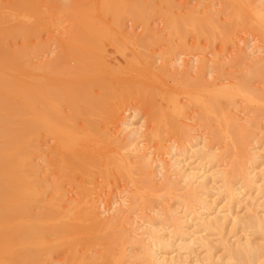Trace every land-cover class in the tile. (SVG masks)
<instances>
[{"label": "bare ground", "instance_id": "bare-ground-1", "mask_svg": "<svg viewBox=\"0 0 264 264\" xmlns=\"http://www.w3.org/2000/svg\"><path fill=\"white\" fill-rule=\"evenodd\" d=\"M245 1L247 5L255 9L254 12L256 14V20L258 22L264 23V14L259 12L256 1L255 0H245ZM64 2L65 3H62L61 0H46V1L0 0V264H55L52 261L53 255L60 251L62 252L66 251V253L61 252L62 254L65 253L63 262L62 263L60 262L61 264H121L122 260H124V258L127 256L124 252V249L120 247L121 245L119 246L118 244L115 243L117 240L120 242L119 244H123L124 242L129 241L132 243V245L134 243L133 245L134 247L136 246V244L139 246L136 247L139 248V252H138L139 254L138 253L137 254L139 255L138 258L140 260V264H190V262H188L184 258H183L184 260H181V258L180 260L175 259L174 256H172L173 253L169 254L171 256H165L166 255L165 252L168 253L169 251H164V250L165 249L168 250L169 247L171 246L173 247V245H175V242H177V240L179 241V243L177 242L178 244L176 243V246L178 245L177 246L178 250L182 246L183 247L188 246L190 243L196 244V242L198 243L197 245L204 247L205 249L204 256L201 259H196V262L194 264H264V244L260 245L259 243L258 244L254 243L252 239H250L247 236L245 237V239L242 240L236 239L234 243H228V241L224 240L225 238L222 240L220 239L222 237L221 234L219 240H221L220 246L223 248L224 255L223 256L218 255L217 257L214 256V252L212 251V247H211L212 245L209 244L210 243L209 239L206 238V235H208L206 232L211 233L214 231L217 232V230L221 231L224 222L227 221L230 217L232 218L231 219V222L233 224L232 226H237L238 224H241V226L252 229L254 232H256V234L260 233L262 238H264L263 210L261 211V214H258V212L254 211V213L247 214L242 217H237L236 215L232 214L230 209L233 207L230 208L231 205L230 206L228 205L227 209L225 208L226 209L225 212V211H220V209L212 208L209 202L205 200V194L207 193L206 191L207 182L205 181L207 180V175H209L210 178L211 176L215 177V179L218 178V180L220 181L218 182L219 184L221 183L222 185L221 187H223L222 189L224 190V193H226L225 196H227L226 198L230 202L236 199L234 198L235 195L242 196V194H244L243 191L247 189L244 190L243 188L252 187V186L254 188L255 179H256L255 177L257 176L255 167L258 158L261 156L259 154L258 155L252 154V152H251L252 154L251 157H249L247 160L244 159L246 160V162H248V165L245 166L243 161L239 160V162L237 163L235 162L234 165H231L232 167L229 170L220 171L222 170L220 169L215 172H212V168H214L215 165L214 166L212 165V168H210L211 170L210 172H208L209 168L208 169L204 168L205 163L203 166V162H205L206 160L208 161L210 160L209 162L213 163L215 161L213 162L211 161L216 159L214 158L216 157V154L214 153L215 156L213 157L214 158L213 159L212 158L213 152L212 154L208 152L207 151L208 148L206 147V145L197 146L196 143L190 145L188 149H186L187 152H190L192 154V156L193 155L195 156L197 154L198 157L196 155L195 158L197 159L200 158V160L202 161L196 163L193 166L192 165L188 166L187 162H185L187 158L185 157V155L182 157L180 156L181 158L179 159H175V156L173 155L174 151L170 152L171 159L173 158V160L170 164L167 163V165L172 167L170 168L172 175L171 174L170 175L173 177L175 176V179L170 181V179L167 177L168 179L165 178V180L167 179L166 181L168 180L170 181L168 183L169 185L168 184L167 185L170 186L171 188L168 187V189L182 190V195L185 199V201H182V203L185 202L184 203L185 207L182 206L181 208L182 209L186 208V209L183 211V214L181 216H178L180 212H178L179 214L178 213L176 214L175 212L172 213L170 210L166 211L165 209L166 213L165 212L162 213L163 212L162 210L161 213L162 215L164 214L163 217H165L166 221L168 222H166L165 223L166 225L164 224L163 226L162 223L164 222H162V220L165 219L162 220L160 219L161 221H159L158 223L159 225L162 224L161 227H165L170 224L172 225V227H174L172 228L174 231L171 230L172 232H170L175 234L174 236V238L176 237L175 239H173L172 237L173 234H171L172 237L171 239H173L174 241H169L170 239L167 240L166 234L160 233L162 235L165 234L163 235L165 236L164 239V237H162L159 234V231L163 232L164 229L160 227L162 229L161 231V229L155 228L154 227V225L156 224L155 222H154L155 224L153 223L154 225L150 223L149 227H146L147 224L142 223L144 224V227L147 228L146 231L141 230L142 231L141 232L139 230L138 231L139 233H137L136 232L137 229L134 226L135 232L137 234L134 231H132L134 232V234L130 232L132 233V235H129L128 233L129 230L127 231L125 230L128 233L127 234L126 232H124V230H122L123 229L122 226L124 225L125 227V225H127L126 222H128L129 220L125 218H127V215H129L130 212L129 214L128 213L126 214V217H122L124 220L119 217L121 221L122 220L124 222L126 221L125 223L121 222L117 216L114 217L110 216L113 217V219H110L109 217V219L104 218V220L102 219L101 216H100L101 218L99 217L100 212H98V210L96 209L97 201L95 199L96 196L95 198H93L94 196L93 193L96 191V187H99L103 181L101 180L102 182L100 183L99 186L98 185L96 186V183L94 185L95 182L94 179H96L94 178V175H100V178H102L105 181L107 178L109 179L111 175H113L114 177H117V175L119 176L128 175V177L132 175V174L130 175V170H131L130 167L132 165L129 167L130 164L128 162L129 160L128 161L126 160L127 157L125 158V156L123 155L124 153L122 154V152L125 150L124 148L133 149L136 147L135 145L137 141H135V138L138 139V136L141 134L139 130L142 129L141 127L140 129L134 127L132 128L131 123L121 121L122 119L121 112L124 111V108L127 107V105L132 100H134L137 102L138 101L142 103L144 102L149 108L153 110L152 114H154V110L156 111V113L154 114L156 115L155 116L156 120L152 119V122L154 121L153 124H155L156 123L155 121H157V127L155 129H154L155 126L153 127L154 130L149 136L156 138L155 140H157V146L159 148L162 147L164 148L163 146L164 142L161 133L164 131L165 128L169 126V124H173V125L175 124L174 122L171 123L172 120H174L172 119L173 116L171 117L172 114L171 112L175 113L176 115H179L178 117L181 116L180 117L181 119H183L184 116L181 115V113L183 114L184 110L181 104L179 103L180 101L179 102L177 101L178 98H172L171 100L172 109L169 112L159 110L154 104V97H153L154 72H153V63H152L153 61L152 59L147 60L149 59L148 58L149 56L146 58L144 62L140 61L139 59L138 61H135L137 56L135 58L132 57L134 58L132 59L134 61L129 60L130 62H127V64L123 63L125 64V67H123V69H121L122 67L120 69H115V68L111 69L112 66H110L111 68L107 67V64L110 65L109 60L107 61V63H103L106 62L105 60L102 61L105 58L101 60L102 58L101 50H103L101 48V42L103 44V40L107 39L106 41L110 40L111 42L114 41V43L117 42L116 45L120 47L121 46L126 47L129 43H133V42H136L135 44L139 43V45H143L145 47L152 46L149 44L150 43L153 44V41L156 39L154 38V35L156 34H150L151 29L150 28H149L150 30L148 29V25H149L148 20L150 16L152 17L154 14L158 12L159 3H164L170 8L174 4V2L172 0H66ZM199 2H201V0ZM262 5L264 7V3ZM52 10L54 11L65 10L68 13H70V15L73 18V23L71 25L73 26L74 24L73 29L71 30V28H69L71 31H70V35L68 34L69 37L67 35L68 38L54 37L55 41L57 42L58 50H59L58 53L56 52L57 54L54 56V58L43 62L41 60V63L37 62L38 64L33 63L32 58L37 56L39 57V54H41L42 51H44V48L47 45V41L42 37V32H45V30L47 31L48 27L46 28V26L47 25L49 26V24L46 23V21L43 18L44 16L42 15L47 16L48 14L49 17L51 16L50 11ZM60 11H58V13ZM204 12L206 11L203 10L199 15L193 14L195 12H192V14L189 15L186 14L184 18L177 20L174 18V14H171V11H169L168 14L162 15L163 16L162 19L165 20L164 22L166 24V27H168L169 29L168 28L167 29L171 32L170 35L176 34L182 37L183 33H185L186 31H190L193 32L194 35H196L195 36L196 38L201 35L210 37L214 34L213 33L214 27L216 30L217 27L212 22L213 15L211 16L212 18L211 20L208 16L204 15ZM232 12L233 10L228 12V14L230 15V13L232 14ZM54 13L57 14V11ZM109 14L112 16V19H107L108 18L107 16ZM210 14L212 13L210 12L209 15ZM66 16L67 15H65V17ZM126 17L130 18L133 21L141 22V25L143 24L145 31H141L142 33L139 36L137 35L136 37L127 36L122 26L123 25L122 22L124 19H126ZM70 20L71 19H69V21ZM237 23L243 24V26L245 27L251 26L250 21L240 18L236 23L234 22L233 24L229 25V28H227V30L220 31L221 32L220 38L222 39L223 43L232 39L231 32L233 31ZM216 25L218 26V24ZM260 31L263 35L264 27L261 26ZM218 34L219 33L217 32V35ZM51 36L52 34L49 36V38ZM184 36L186 37V34ZM52 40L54 43L55 42L54 39ZM51 43L50 45H52ZM106 43L108 44V42ZM112 44L113 43H111V45ZM104 45L105 44H103V47L106 46ZM129 45L132 46L131 44ZM118 48L119 47H116L117 50H119ZM121 50H119L118 52H120ZM124 50L126 49L124 48L122 52H120V54L123 53L124 55L125 54ZM126 51H128V49ZM106 54H108V52L105 53V55ZM145 57L146 54L144 56V59ZM106 58H108L107 55ZM39 59L37 58V60ZM70 60H74L75 62L73 63L75 64L74 66L71 65L72 67H70L69 65ZM256 60H258V62L260 61L259 59H257V57ZM257 64L258 63L255 61V65ZM120 65H118V67ZM255 72H257L256 74L259 75L264 80V66L257 67ZM188 81L190 80L188 79ZM194 84L195 83H193V85ZM197 84L199 83L197 82ZM240 86L236 88V92L237 93L240 92L239 94L243 93L245 90L243 87ZM212 89L210 91H212ZM217 89L218 90L215 93L208 95L207 98H203L201 96L198 97L197 95L190 94L191 101L195 102L197 105L198 104L200 105L201 109L205 112L204 117H206L207 115L206 111H213V112L216 111V114H218V111L220 110L219 111L220 118H218V121L220 122L218 123H222L221 124L223 126L222 128H224V125L226 124L225 129L229 130L234 128L233 125L231 126V123L225 122V120H223L224 123L221 122L222 117H225L224 119H226V121L227 120L229 121L230 119V116L227 113L229 112V110L226 111L228 109L227 107H229L227 106L228 100L226 101L227 105L225 103L226 109L225 108L222 109L221 108L222 100L219 99V96L220 95L224 96L226 91L225 93H222L223 90H220V88ZM219 90L220 92H218ZM229 95L231 96V94ZM192 96H194L193 99ZM144 103L142 104L143 106ZM149 108L146 107L145 109H149ZM148 112L150 113V111ZM255 112L256 111H254V113ZM209 118L211 117L209 116ZM179 119L177 118V120ZM80 120L82 121V123L78 124ZM177 120L174 121H176L177 123ZM232 120L230 121L232 122ZM179 122L182 121L179 120ZM119 123L120 124L123 123L122 124L123 129H121V131L124 130L125 134L129 135L127 140L123 138L125 141L118 139V137H116L115 135H117L118 133L120 134V132L118 131L114 132L113 129L115 128L111 127V126L116 127ZM233 123H235V121ZM175 125H176L175 126L176 133L177 131L180 132V129H184L186 127L185 126L181 128L180 125L178 127V123ZM187 127L185 128V132L183 134L184 136L191 133L190 132L191 130L189 131V128ZM116 128H117L116 130L120 129L119 127ZM186 129H188L189 133H187ZM237 129L238 132L239 131L241 132L243 127L241 128L240 126V128ZM164 133H166V130L164 131ZM226 133L228 132L226 131ZM221 134L222 133L218 134V136ZM126 135L124 136L125 138ZM143 135L142 137L144 138ZM236 135L237 134H235V136ZM248 135L250 136V134ZM46 136H49L54 143L53 144L50 143L51 145H48V150L44 151L43 150L44 147L42 148L41 142L42 140H44V138H46ZM214 136L217 137V134L216 135L214 134ZM238 136L240 137V134H238ZM49 137L46 139L49 140ZM188 137L186 136L185 139L187 140ZM219 137L221 140V136ZM229 137L230 136L228 135V138ZM242 137L241 140H243ZM246 137L249 138L247 135ZM226 139L227 138H225V140ZM236 139L235 141H238ZM238 142L236 143L238 144ZM46 143L47 141L45 142V144ZM244 143L245 141L243 142V144ZM178 144L175 148L178 147ZM238 145L240 146V144ZM168 149L170 150V147H168ZM173 150H175L174 147ZM244 150L248 151L249 149L248 150L243 149V151ZM178 151H180V149H178ZM131 152H133V150ZM182 153L179 154L183 155L184 153L183 154ZM136 155H140V153ZM152 155L149 156L151 157ZM243 156H246V154L244 153ZM222 157L224 156L222 155ZM38 158L44 162V165L40 166L41 168H43L42 170L49 171L53 175L50 181H48L47 178L43 179L39 177V173H40L39 170L41 169L37 164L38 162L36 163L35 161V160L38 161ZM197 159L196 161L199 160ZM150 161L148 162L150 163ZM162 161L165 162V159ZM216 161H218V158L216 159ZM145 162L146 161L142 163L144 167L143 173L148 174L150 177L151 168L149 167L153 168L154 166H150L148 162L146 163ZM164 162H161L160 160V164L158 163L159 164L158 166L162 164L164 166L161 165L160 168H163L164 170H168L169 166L165 165ZM137 163H141V162H137ZM206 165H208V162ZM226 167L225 169H227ZM166 173L167 171H165V174H163L162 177L167 175L170 176L168 174L169 172L167 173V175ZM234 176L236 179H238L239 176L240 178L239 180H241L239 181V183L240 182L243 183L242 186L240 188L238 187L237 190L234 189L232 184V181H235L234 179L232 180ZM133 177L136 178L135 176ZM143 179L147 180V178H143ZM165 180L162 179V182ZM148 181L152 182L151 180ZM150 182L147 183L150 184ZM65 183H69L70 185L76 184L79 186V188H81L82 191L79 194L80 195L79 199L78 200L76 199V202L72 206L70 207L68 206L69 208L67 210L64 209L65 206L63 205V200H64L63 186L65 185ZM147 183L145 185H147ZM141 184L143 186L144 182ZM137 185L138 184H136V186ZM144 187L145 186L141 187L140 185V188H144ZM148 187L149 185L147 186V188ZM166 191H169L170 193L173 190L166 189ZM166 191H160V194H157V196H161L162 194H165L163 192ZM175 192L174 194H177ZM154 193L155 191H153L152 194L154 195ZM169 193L168 194L166 193V195H168L166 197L170 198ZM133 194L135 195V193ZM179 194L180 193H178L177 195ZM149 196L151 197V195ZM162 196L160 199L164 198L165 201L166 200L165 196L164 197ZM135 199L136 198L134 197L131 198L132 201ZM156 199L159 200V198ZM139 200H138V204L142 202V200H140V202ZM94 201H96V203H94ZM145 201L149 202V199ZM147 202L145 203L148 204ZM176 202H179V199ZM69 203L70 201L68 202V204ZM142 203L141 205L140 204L139 205L142 206ZM145 203L143 204V206L144 205L146 206ZM179 204L181 205V203ZM137 205L135 206L139 208V206ZM166 205H164V207ZM180 205H179V209H180ZM197 205L198 208L196 207ZM168 206L170 205L168 204ZM132 207L127 208L126 210H130ZM141 209L143 211L144 207H141ZM198 209L202 211H199ZM124 214L125 213H123V215ZM143 218L145 219L144 216ZM149 218L150 220H152L151 217ZM120 222L123 225H121ZM160 222L162 223L160 224ZM131 223L132 222H130V224ZM171 225L169 226L170 228ZM107 227L108 228L113 227V229H118V232L117 230L114 233H112V231L109 233L108 231V233H104V235L100 236L99 231L102 228L104 229L106 228L108 230ZM190 227H192V229ZM134 228L132 226L131 229ZM124 229H127V227ZM204 232L206 235L204 234ZM144 233L146 234L145 237L144 235L141 237V235ZM260 235L259 237H261ZM101 239L104 240L101 241ZM100 242L102 243L104 242L106 248L105 249L101 248V252L102 250H104L105 252L103 251L102 253H100L97 258H92L91 256L93 254H91L90 256L89 255L90 252L88 254V250L90 247L99 244ZM180 242L181 243L185 242V243L181 245ZM112 243L118 245L115 246L119 247L120 250H118L115 253L111 251L113 249H111L110 246L114 248V245H111ZM81 247L83 248L82 252L79 251ZM134 247H132L133 250H136L137 248L135 247L134 249ZM156 248L158 249L159 253L156 251L157 250ZM129 252L131 251L129 250ZM129 252L127 253L129 254ZM132 254L133 253H131V255ZM130 259L131 257H129V260ZM135 259H137L136 255H135ZM192 263L193 262H191V264Z\"/></svg>", "mask_w": 264, "mask_h": 264}, {"label": "rangeland", "instance_id": "rangeland-1", "mask_svg": "<svg viewBox=\"0 0 264 264\" xmlns=\"http://www.w3.org/2000/svg\"><path fill=\"white\" fill-rule=\"evenodd\" d=\"M42 1H46V0H42ZM61 1H62V3H65L64 1H66V0H61ZM172 1L174 2V4L170 8L164 3H159L158 12L156 14H154L152 17L150 16V18L148 20V24H149L148 25V29L150 28L151 31L153 32L152 33L150 31V34H156V35H154V38H156V39L155 40L153 39L154 40L153 44H151V43L149 44V45H152V46L145 47L143 45H139V43L135 44L136 42H133V43H129L132 46H130L128 44L126 47L125 46L124 47L123 46L120 47V46L116 45L117 42L114 43V41H112V42L110 40L106 41L107 39H105V40H103V44L106 45V46L104 45L105 47H103V44L101 42V48L103 49V50H101V52H102L101 53L102 54L101 55L102 56L101 60L103 58H105L102 61L105 60L106 62H103V63H107V61L109 60L110 65L107 64V67L111 68L110 66H112L111 69H114V68L115 69H120L121 67H122L121 69H123V67H125V64H127V62L134 61L132 59H134L136 56H137V58L135 59V61H138V59H139L142 62H144L146 60V58L149 56L148 57L149 59H147V60H151L152 59V61H153L152 63H153V72H154V76H153L154 104L156 105V107L159 110L169 112L172 109L171 108L172 107V103H171L172 98H178V100L177 99L176 100L178 102L180 101L179 103L181 104V106L183 107V110H184L183 114L181 113V115H184L183 119L180 118L181 116L178 117L179 115H176L173 112H171L172 113L171 117L173 116L172 119H174V120H177V118L178 119L180 118L179 120L182 121V122H179V120H177L178 127H179V125H180L181 128L185 127V126L186 127L188 126L187 128H189V131L191 130L190 131L191 133H189L188 129H186L187 133H189V134L186 133L187 137L189 135V137L186 140L185 139L186 136L183 135L184 132H185V128L186 127L184 129H180V132L177 131V129H176V131H177V133H176L175 132V126H176L175 124H177V123H176V121L172 120L171 123L174 122L175 124L174 125L173 124H169V126L164 129V131L166 130V133H164V131L161 133V136L163 138V142L165 143V144L163 143L164 148L163 147L159 148L157 146V140H155L156 138H153V137L149 136L152 133V131L157 127V121H155L156 122L155 124H153L154 121L152 122V119L156 120V117H155L156 115H154L156 113V111L154 110V114H152L153 110L151 108H149L144 102H143L144 103V106H143L142 102H139V101L137 102V101L132 100L131 101L132 103L130 102L127 105L128 108L125 107L126 109L124 108V111L122 110L123 112H121V115H122L121 116V118H122L121 121L131 123L132 124L131 125L132 128L134 127V128H139L140 129V127H141V129H142V130H139L141 132V134L138 136L139 142H138V139L135 138V141H137L135 146L138 149L136 147L133 148V149L132 148H129V149L128 148L127 149L124 148L125 150L122 152V154L124 153L123 155L125 156V158L127 157L126 160L127 161L129 160L128 162L130 164L127 162L129 164V167L132 165L130 167V169H131L130 170V175L131 174L132 175L129 176V177H128V175H124V176L123 175L122 176L121 175L120 176L117 175V177H114L113 175H111L109 177V179L108 178L106 179V181L103 180L102 178H100V175H94V178H96V179H94V181H95L94 185L96 183V186L97 185L99 186L100 183L102 181L103 182L101 183V185L99 187H96V191H95L96 193L95 192H94L95 194L93 193V195H94L93 198H95V196H96L95 199L97 201V203H96V201H94V203H96L98 205L97 206L95 204L96 205V209L98 210V212H100L99 213V217L101 216L103 220H104V218L105 219L106 218L109 219L110 216H113V217L117 216L118 219H120L122 217H126V214L127 213L129 214V212H130V214L127 215V218H125V219L129 220V221L127 220L128 222L125 221L126 224H127V225H125V227H124L123 224H121V222L125 223L123 221L124 219L122 218L123 219L122 221L120 219V221H121L120 224L123 225L122 226L123 227L122 230H124V232L129 230V232H128L129 235H132V233L134 234V232H135L134 226L137 229L136 230L137 233H139L138 232L139 230L140 231L141 230L146 231V229H147L146 227H149L150 223L153 224L155 222L156 224L155 223H154L155 225L153 224L155 228L164 229L163 232L159 231V234L160 233H165L166 234V239L167 240L170 239L169 241H174L173 239L176 238V237L174 238V236H175L174 233H170V232L174 231L172 229L174 227H172L171 224H170L171 228L169 227L170 225H167L165 227H161L162 224L164 226V224L166 222H168V221H166L165 217H163L164 214L162 215V213H164V212L166 213V211L170 210L172 213L175 212L176 214L178 212H180V214L178 213L179 214L178 216H181L183 214V211L186 208H184L185 207L184 206L185 202L182 203V201H185V199H184V197L182 195V190H180V189H176V190L175 189H168V187H170V186H168L169 185L168 183L170 181L174 180L175 176L174 177L171 176L172 174H171V171H170L171 169L170 168H172V167L167 165V163L170 164L172 162V160H173V158L171 159V155H170L171 151H174V153L173 152L172 153L175 156V159H179V158H181L182 156L185 155V157H187L185 162H187L188 166H191V165L193 166L196 163L202 162L200 160V158H198L200 161L197 158H195L197 154L195 156L193 155L194 156L193 157L190 152H187L186 149H188V147L190 145H192V144H196L197 143V146L206 145V147L208 148L207 151L210 152L211 154L213 152L212 158L216 154V157H214V158H216V159L218 158V161H216V159L213 158L214 160L211 161V162L215 161L213 163H210L209 162L210 160L209 161L206 160L208 162V165H206L207 164L206 161L203 162V166H204V163H205L204 168L205 169L209 168L208 172L211 171L210 168H212V165L213 166L215 165L216 167L219 166L218 168H216L214 166V168H212V172H215V171L220 170V169H222L220 171L229 170L232 167L231 165H234L235 162L236 163L239 162V160L243 161L244 165L246 166V165H248V162H246V160L249 157H251L252 154H257V155L259 154L261 157L258 158L257 163H256V167H255V171L257 172V176L255 177L256 179H255L254 188H253V186L252 187H245V188L242 187L244 190L247 189V190L243 191L244 194H242V196L235 195L234 198H236V199H234V201L230 202L226 198L227 197V196H225L226 193H224V190L222 189L223 187H221L222 186L221 183L219 184L220 181L218 180V178L215 179V177H213V176H211V178H210V176L207 175V180L208 181L207 180L205 181V182H207L206 183V189H207L206 191H207V193L205 191V193L207 195L205 193L204 194H205V200H207V202H209V204H210V206L212 208L220 209V211H225L227 209L228 205L229 206L231 205L230 208L231 207H233V208H231L230 210H231L232 214L236 215L237 217H242V216H245L247 214L254 213V211L258 212V214H261V211L262 210L264 211V204H263L264 203V164H263L264 163V80L259 75L256 74L257 72H255L257 67L264 66V60H263L264 59V41H263L264 40V38H263L264 37V31H263V35H262L261 31H260L261 26L264 27L263 26L264 23L263 22H258L256 20V14L254 12L255 9H253V7L247 5L245 0H201V2H199L200 0H172ZM255 1H256L257 5H258L257 7L259 9V12L264 14L263 13L264 12V9H263L264 7L262 5L264 3V0H255ZM203 10L206 11V12H204L205 16H208L211 20L213 18L212 22L217 27V30H219V31H217L215 29V27H214V30H213V33H214L213 35L214 36L213 35H212L213 37L210 36L211 38L210 37H206L204 35L198 36L196 38L195 37L196 35H194V33L190 32V31H186L187 33L186 32L183 33L182 37L179 36V35H176V34L175 35H173V34L170 35L171 32L168 30L169 28L166 27V24L164 22L165 20L162 19V17H163L162 15L168 14L169 11H171V14H174V18L175 19L179 20L181 18H184V16H186V14H188V15L192 14V12H195L193 14H198L199 15ZM231 10H233V12H232V14L230 13V15H229L228 12H230ZM52 11H50V15L51 16H49V17H48V14H47V16L46 15H42V16H44L43 18L46 21V23L49 24V26L51 24L52 25L50 26L51 28L47 25L46 26V28L48 27L47 31L45 30V32H42V37H43V39H45L47 41V45L44 48V51H42V53L44 52L43 54L41 53L42 55L39 54V57L37 56V57H33L32 58V62L33 63H37V62L41 63V60L43 62V61H47L49 59L54 58V56L59 51L57 42L55 41L54 37H56V38H58V37L68 38L69 35H70V31L73 29L74 24H73V26H71L72 23H73V18L70 15V13H68L65 10L64 11H60V10H55L54 11V10H52ZM56 11H57V14L54 13ZM58 11H60V12L58 13ZM65 12H67V13H65ZM210 12L212 14L209 15ZM65 15H67V16L65 17ZM212 15H213V17L211 18ZM107 17H108L107 19H112V16L110 14ZM240 18H243L245 20L250 21L251 26L245 27V26H243V24L237 23L236 26L234 27L233 31L231 32L232 39L223 43L222 39L220 38V33H221L220 31L221 30L222 31L223 30H227V28H229V25L233 24L234 22L236 23ZM69 19H71V20L69 21ZM124 20L122 22V24H123L122 26H123L124 32L127 34V36L136 37L137 35L139 36L142 33L141 31H145L143 24L141 25V22L133 21V20H131L128 17H126V19H124ZM216 24H218V26ZM69 28H71V30ZM50 29H51V31H50ZM257 29H259V30H257ZM217 32L219 33L218 34L219 36L217 35ZM51 34H52V36L49 38V36ZM185 34H186V37L184 36ZM67 35H68V37H67ZM131 35H133V36H131ZM217 36H218V38H217ZM179 37H180V39H179ZM52 39H54V41H55L54 43H53ZM106 42H108L109 45ZM182 42H184L185 44L182 43ZM50 43L52 45H50ZM111 43H113V44L111 45ZM116 47H119L118 48L119 50H121V49L123 50L124 48L126 50L128 49V51L124 50L125 51L124 52L125 53L124 54L125 57H124L123 53L120 54V52H122V50L120 52H118L119 50H117ZM150 47H152V48H150ZM137 50H139V51H137ZM103 52H104V55H103ZM107 52H108V54H106V55H107L108 58H106V55H105V53H107ZM111 54H113V55H111ZM145 54H146V57L144 59ZM261 54H262V56H261ZM128 55H130V56H128ZM164 56H166V57H164ZM255 56L257 57V59L260 60L259 61L260 64H259L258 60H256ZM132 57H134V58H132ZM37 58L38 59L40 58V59L37 60ZM260 58H262V59H260ZM153 59H155V60H153ZM255 61L259 65L258 64L255 65ZM73 63H75L74 60H70L69 61L70 67H72L71 65H73V66L75 65ZM123 63H125V64H123ZM252 63H254V64H252ZM118 65H120V66L118 67ZM180 65H182V66H180ZM200 65H201V67H200ZM160 66H162V67H160ZM188 67H190V68H188ZM197 67L198 68L200 67V68L198 69ZM161 68H162V70H161ZM179 69H181V70H179ZM200 69H201V71H200ZM166 72H167V74H166ZM194 72H196V73H194ZM188 79L190 81H188ZM197 82L199 84H197ZM193 83H195V84L193 85ZM236 85H238V86H236ZM240 85H242V86H240ZM200 86H201V88H200ZM239 86L243 87L245 89L244 92L241 93V94H239L240 93L239 91H238L239 93L236 92V88L239 87ZM186 87H188V88H186ZM189 87H191V88H189ZM194 87H196V88H194ZM217 88H220V90H223L222 93H225V91H226L225 95L223 94L224 96H222V95L219 96V99L222 100V102H221L222 103L221 104V108L222 109H224V108L226 109L225 103L227 105L226 101L228 100V105L227 106H229L230 108L227 107L228 109L226 111L229 110V112H227V113L229 114L230 119L228 118L229 121L228 120L226 121V119H224L225 117H222V121L221 122H223V120H225V122L231 123V126L233 125L234 128L229 129V130L225 129V125L226 124L224 125V128H222L223 127L221 125L222 123H218V122H220V121H218V118H220V115H219V111L220 110L218 111V114H216V111H214V112L213 111H206L207 115H206V117H204L205 116V112L201 109L200 105L199 104L197 105L195 102L191 101L190 94L197 95L198 97L201 96L203 98H207L208 95H211L212 93H215L218 90ZM211 89H212V91H210ZM204 90L206 92H208V93H206ZM220 90L218 92H220ZM227 91L230 92V93H228ZM229 94H231V96ZM221 96L223 97L224 100L222 99ZM193 98H194V96H192V99ZM226 98H228V99H226ZM247 99H250V100H247ZM230 102H231V104H230ZM233 102H234V104H233ZM262 106H263V108H262ZM146 107L149 108V109H145ZM247 108H249V109H247ZM148 111H150L151 114ZM254 111H256V112L254 113ZM203 112H204V115H203ZM258 112H259V114H258ZM256 113H257V115H256ZM208 114H210V115H208ZM185 115H187V116H185ZM209 116L211 118H209ZM152 117H155V118H152ZM212 117H213V119H212ZM203 119H205V120L208 119V120L205 121ZM232 119L235 121L236 124L233 123L234 121ZM230 120H232V122ZM253 122H254V124H253ZM81 123H82V121L80 120L78 124H81ZM229 123H227V124H229ZM237 123H238V126H237ZM122 124L123 123H121V124L119 123L117 126L116 125L115 126L120 128V127L123 126ZM119 125H121V126H119ZM240 126H241V128L243 127V129H242L241 132L240 131L238 132L237 128H240ZM111 127L115 128V129L112 128L114 130V132H117V131L120 132V134L119 133L118 134L115 133V134H117L115 136L118 137V139H121L123 141L128 139L129 135H126L124 130L121 131V129H123V127L118 129V130H116L117 128L114 127V126H111ZM111 127H110V130H111ZM153 127H154V129H153ZM172 128H173V130H172ZM251 128L252 129L256 128V129L252 130ZM216 129L218 131L220 130L219 132L223 134V135L222 134L219 135V136H221V140H220V137L218 136V134H220V133ZM213 130H214V132H213ZM222 130H223V132H222ZM226 131L228 133H226ZM232 131H233V133H232ZM229 132H231V133H229ZM224 133H225V135H224ZM247 133L250 134V136ZM214 134L215 135L217 134V137L214 136ZM235 134H237V135L235 136ZM238 134H240V137L238 136ZM125 135H126V138L124 137ZM142 135L144 136V138L142 137ZM228 135L230 136L229 138H228ZM246 135L249 138H247ZM231 136H232V138H231ZM48 137L49 136H46V138H48ZM164 137H165V139H164ZM212 137H214V138H212ZM215 137H216V139H215ZM235 137L239 138V139H236ZM241 137H242L243 140H241ZM46 138H44V140H42V142H41V146H42V148L44 147L43 148L44 151L48 150V145H51L50 143H52V144L54 143L53 140L50 139V137H49V140H47ZM222 138H224V139H222ZM225 138H227L226 139L227 141L225 140ZM233 138H235L239 142L235 141V139H233ZM148 140H150V141H148ZM153 140H154V142H153ZM199 140H201V141H199ZM209 140H211V141H209ZM46 141H47V143L45 144ZM244 141H245V143L246 142L247 143L243 144ZM236 142H238V144H240V146ZM177 144H178V147L175 148L177 146ZM45 145H46V147H45ZM236 146L238 147V149H237ZM242 146H243V148H242ZM244 146H245V148H244ZM168 147H170V150L168 149ZM173 147H174L175 150H173ZM142 148H144V149H142ZM241 148H242V150H241ZM252 148H254V149H252ZM159 149H160V151H159ZM176 149H177V151H176ZM178 149H180L181 152L178 151ZM243 149H247V150L249 149V150L248 151L244 150L245 151L244 152ZM132 150H133V152H131ZM135 150L138 151V152H136ZM255 150H256V153H255ZM235 151H237V152H235ZM238 151H241V152H238ZM134 152L136 154L140 153L141 156L140 155H136ZM144 152H145V154H144ZM163 152H165V153H163ZM251 152H252V154H251ZM179 153L180 154L182 153L183 155H180ZM238 153H239V155H238ZM244 153L246 154V156H243ZM134 155H136V156H134ZM145 155H146V157H145ZM149 155H152V156L150 157ZM222 155L224 157H222ZM236 155H237V157H236ZM137 156H138V158H137ZM238 156H239V158H238ZM134 157H135V159H134ZM197 157H198V155H197ZM148 158L150 160H152V161H150ZM163 158L165 159V162L162 161V160H164ZM232 158H233V160H232ZM196 159L198 161H196ZM244 159H246V160H244ZM160 160H161V162H164L165 165L169 166L168 170H164L163 168H160V166L162 164L160 166H158L160 164ZM231 160H232V162H231ZM35 161H36V163L38 162L37 164H38L39 167L44 165V162L41 159H39V158H38V161L37 160H35ZM144 161H146V162L150 161V163L148 162L149 165L150 166H154L153 168L149 167V168H151V170H150V172H151L150 173V177L151 178L149 177L148 174L143 173L144 172L143 171L144 167H143L142 163ZM137 162H141V163H137ZM137 165H139V166H137ZM162 166H164V165H162ZM226 166H229V167H226ZM138 167H141L142 169L138 168ZM220 167H222V168H220ZM225 167L227 169H225ZM40 169L41 170H39L40 171L39 177L43 178V179L47 178V180L50 181L52 179L53 175L49 171H43L42 170L43 168H41V167H40ZM161 169L164 171V173H163V171ZM140 170H141V172H140ZM153 170H154V172H153ZM165 171H167V173L169 172L168 174L169 175L171 174L170 175L171 177L168 176L167 173H166L167 176L162 177L163 174H165ZM161 173H163V174H161ZM133 176H135L136 178H134ZM167 177L170 179V181L169 180L166 181L168 179ZM143 178H147V180L143 179ZM165 178H167V179L165 180ZM162 179L165 180V181L162 182ZM213 179H215V180H213ZM233 179L235 181H232ZM239 179H240L239 176H238V179H236L235 176H234L232 178V180H231L232 184H233V187L236 190L238 189V187L240 188L242 186V184H243L241 182L239 183V181H241ZM148 180H151L152 182H150ZM237 180H238V182H237ZM133 182H134V184L136 183L138 185L136 186V184H135V186H134ZM143 182H144L143 186H145V187L144 188H140V185H141V187H143L142 184H141ZM147 182H150V184L147 183ZM139 183H140V185H139ZM146 183H147V185H145ZM165 184L166 185L168 184V185L166 186ZM69 185H70L69 183H65V185L63 186L64 200L67 202L66 203L63 200V205L65 206L64 209H66V210L76 202V199L77 200L79 199V196H80L79 194L82 192L81 188H79L78 185H76V184H73L74 186L73 185L69 186ZM148 185H149V187L147 188ZM217 186H218V188H217ZM219 186H220V188H219ZM153 188H155V189H153ZM159 188H161V189H159ZM79 189H80V191H79ZM166 189L167 190H173V191L169 193V191H166ZM152 190L155 191L156 194L154 193V195H153L152 194L153 193ZM159 190L160 191H166V192H163V193H165V194H162L163 196L161 195L162 197L165 196V199H166L165 201H164V198L160 199L161 196H157V194H160ZM137 191H139V192H137ZM175 191H178V192H175ZM174 192L177 193V194L178 193H180V194L177 195V194H174ZM218 192H219V194H218ZM133 193H135V195ZM143 193H145V194H143ZM166 193L167 194L169 193L170 198L166 197V196H168V195H166ZM136 194L140 195V196H137ZM144 195H146L147 197L144 196ZM149 195H151V197ZM130 196H132V197H134L136 199L132 201L131 200L132 197H130ZM142 197H143L144 200L142 199ZM148 197H150L151 199L148 198ZM180 197H181V199H180ZM137 198L142 200V202H143V203L141 202L142 206H140L141 203H139L140 205L138 204V200L139 199H137ZM147 198L149 199V202L145 201V200H148ZM156 198H159V200L156 199ZM176 198H177V200H176ZM178 199H179V202H176V201H178ZM136 200H137V202H136ZM140 200H139V202H140ZM161 200H162V202H161ZM69 201H70V203L68 204ZM71 201H72V203H71ZM134 201H135V203H134ZM132 202H133V204H132ZM145 202H147L148 204H146ZM144 203L146 204V206L145 205L143 206ZM163 203H165V204H163ZM166 203H167V205H166ZM177 203L178 204L181 203V205L179 204L180 205V209H179V205ZM168 204L170 206H168ZM135 205L139 206L140 209L137 208ZM164 205H166V206L164 207ZM129 206L132 207V208L130 210H126L127 208H130ZM167 206H168V208H167ZM182 206H184L183 207L184 209L181 208ZM260 206H262V207H260ZM124 207H126V208H124ZM141 207H144L143 211H142ZM196 207L198 208V205ZM165 209H166V211H165ZM181 209H182V212H181ZM162 210H163V212H162ZM198 210L202 211L200 209H198ZM123 213H125L124 214L125 216L123 215ZM120 214H122V215H120ZM137 215H138V218H137ZM143 216L145 217V219L143 218ZM175 216H177V215H175ZM113 217H110V219H113ZM117 217H115V218H117ZM149 217H151L152 220H150ZM160 219L161 220L165 219V220H162V222H164V223L160 222V224L162 223L161 225H159V223H158L159 221H161ZM231 219L232 218L230 217L227 221H225L226 223L224 222V225H223V228L221 229V231L217 230V232L214 231V232H211V233L210 232H206L208 235H206L205 232H204V234L206 235V238L209 239V242H210L209 244L212 245L211 247H212V251L214 252V256L215 257H217L218 255L219 256H221V255L223 256L224 255L223 248L220 246L221 245L220 242L224 238H225L224 240L228 241V243H234V241L236 239H241L242 240V239H245V237L247 236L250 239H252V241L254 243H257V244L259 243L260 245L264 244V241H263L264 238H262L260 233L256 234V232H254L252 229H249L247 227L241 226V224H238L237 226H232L233 224L231 222ZM153 220H155V221H153ZM130 222H132V223L130 224ZM142 223L147 224L146 227H144V224H142ZM188 223H190V222H188ZM132 226H133L134 229H131ZM126 227H127V229H124ZM117 228H119V227H117ZM129 228L131 229V231H130ZM168 228H169L170 231L168 230ZM190 228L192 229V227H190ZM105 229L102 228L99 231L100 236L104 235V233H108V231H109V233L111 231H112V233H114V232H116V230L118 232V229H113V227L112 228H108V230L106 229L107 231ZM162 229H161V231H162ZM132 231H134V232H132ZM130 232H132V233H130ZM165 234H163V235H165ZM171 234H173L172 235L173 239H171L172 238ZM221 234H222V237H221ZM143 235L145 237L146 234L145 233L142 234L141 237ZM160 235L162 237H164V239H165V236H163L162 234H160ZM243 235H245V236H243ZM259 235L261 237H259ZM137 236H140V235H137ZM219 238L221 240H219ZM103 240L104 239H101V241H103ZM177 242L179 243L178 240H177ZM177 242H175V245H173V247L171 246L172 248L169 247V249L172 252L169 249L168 250L167 249H165V250L163 249L164 251H169L168 253L165 252V254H166L165 256H171L169 254L173 253L172 256H174L175 259H177V260H180V258H181V260L185 259L188 262H190V264H191V262H193L192 264H194L196 262V259H201L204 256V254H205L204 247L197 245L198 244L197 242H196V244L190 243L188 246H185V247L182 246L179 250L177 248L178 245L176 246ZM115 243L118 244L119 246L121 245L120 247L124 249V252H125V254L127 256V257L124 258V260H122V263L125 261L123 264H140V260L138 258L139 257V255H138L139 254L138 253L139 252V248H137L139 246L137 244H136L137 247L136 246L135 247L138 250L137 249L133 250L132 247H134L133 246L134 243L132 245V243L129 242V241L128 242L127 241L124 242L123 243L124 245L123 244H119L120 242L118 240ZM115 243L111 244V245H114V248L112 246H110V248L113 249L111 251H113L114 253L117 252L118 250H120L119 247H116L118 245H116ZM183 243H185V242H182V243L180 242L181 245H183ZM104 246H105L104 242L103 243L100 242L99 244L93 245L92 247L89 248L88 254L90 252V254H89L90 256H91V254H93L91 256L92 258H97L99 256V254L104 251V250H102V252H101V248L102 249L106 248V246L105 247ZM124 246H126V247H124ZM135 247H134V249H135ZM153 249H155V248H153ZM82 250H83V248L81 247L79 249V251L82 252ZM129 250L131 252H129ZM156 251L158 252V249ZM61 252L62 251L58 252L59 255H58V253H55L53 255L52 261L55 264L56 263L57 264H61L63 262V259L65 257L64 254L66 253V251H63V252H65L64 254H62L63 252L62 253ZM127 252H129L130 255ZM160 252H161V250H160ZM131 253H133V254L131 255ZM135 255H136V258L138 259V261H137V259H135ZM128 256L131 257L130 260H129ZM190 256L192 257V259H191ZM194 257H195V259H194ZM134 260H136V261H134ZM193 260H195V261H193ZM132 262H134V263H132Z\"/></svg>", "mask_w": 264, "mask_h": 264}]
</instances>
